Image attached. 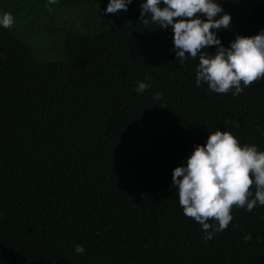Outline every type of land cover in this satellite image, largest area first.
Masks as SVG:
<instances>
[{
    "label": "trees",
    "instance_id": "16d2710c",
    "mask_svg": "<svg viewBox=\"0 0 264 264\" xmlns=\"http://www.w3.org/2000/svg\"><path fill=\"white\" fill-rule=\"evenodd\" d=\"M108 2L0 0L14 18L0 25V264H264V206H233L205 241L172 185L217 129L264 151V77L237 96L197 87L199 54L175 61L171 27L140 22L144 0ZM216 2L225 47L264 29V0Z\"/></svg>",
    "mask_w": 264,
    "mask_h": 264
},
{
    "label": "clouds",
    "instance_id": "9594fccd",
    "mask_svg": "<svg viewBox=\"0 0 264 264\" xmlns=\"http://www.w3.org/2000/svg\"><path fill=\"white\" fill-rule=\"evenodd\" d=\"M56 2L48 0L49 11V5ZM131 3L132 0H109L102 11H127ZM139 20L144 25L157 24L160 29L171 27L175 61L179 64L199 54L197 87L206 83L216 93L234 89L232 94L237 96L244 90L241 81L246 88L264 77V29L250 37L237 35L225 47L213 30L230 29L232 17L216 0H144ZM13 22L9 12L0 17V25L5 29H10ZM209 46H215L214 55L206 51ZM151 79L146 74L144 81L137 82L135 91L142 94L151 87ZM161 98L159 92L153 96L154 100ZM253 183L256 190L250 199ZM172 185L178 190V203L184 215L202 226L208 241L228 227L233 206L249 212L257 205L264 206V151H258L256 145L241 147L230 132L217 129L208 135L204 145L194 146L183 166L173 169ZM210 220L218 224L209 223ZM244 239L250 240L251 234ZM74 251L83 255L85 249L78 244Z\"/></svg>",
    "mask_w": 264,
    "mask_h": 264
}]
</instances>
